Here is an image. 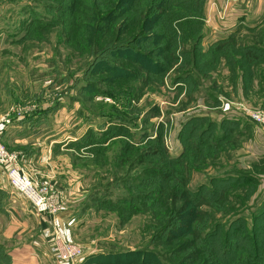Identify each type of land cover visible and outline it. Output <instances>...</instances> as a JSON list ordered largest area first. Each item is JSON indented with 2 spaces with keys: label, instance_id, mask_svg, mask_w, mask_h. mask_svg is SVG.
<instances>
[{
  "label": "rangeland",
  "instance_id": "1",
  "mask_svg": "<svg viewBox=\"0 0 264 264\" xmlns=\"http://www.w3.org/2000/svg\"><path fill=\"white\" fill-rule=\"evenodd\" d=\"M173 1L0 0V132L37 123L23 143L2 134L8 168L60 207L38 214L0 166V264H60L57 233L83 249L77 264L264 254V122L251 117L264 115V4L230 5L256 10L253 25L207 42L211 2Z\"/></svg>",
  "mask_w": 264,
  "mask_h": 264
},
{
  "label": "built area",
  "instance_id": "2",
  "mask_svg": "<svg viewBox=\"0 0 264 264\" xmlns=\"http://www.w3.org/2000/svg\"><path fill=\"white\" fill-rule=\"evenodd\" d=\"M225 1V6L221 12L224 16L223 18H225L229 6L236 4L239 0ZM250 113L251 110L248 109L246 111V114ZM251 115L254 121L264 122V115H261L259 113H251ZM1 137L2 134L0 132V166L7 167L11 187H13L17 192L24 195L38 214L43 216L57 215L60 212V207L58 206L55 199L46 196L47 189L45 187H42L41 192L35 191L32 187L31 180L25 174L21 175L13 168H8V166H10L13 161L16 160V157L8 152L2 142ZM56 239L57 241L55 242L54 247H51V252L60 264H77L79 260H82L85 257L82 248L63 239L60 233L56 234Z\"/></svg>",
  "mask_w": 264,
  "mask_h": 264
},
{
  "label": "crops",
  "instance_id": "3",
  "mask_svg": "<svg viewBox=\"0 0 264 264\" xmlns=\"http://www.w3.org/2000/svg\"><path fill=\"white\" fill-rule=\"evenodd\" d=\"M211 3V5L209 6V8H206V21L209 20L212 21L211 24L209 23L208 27V32L206 33L205 40L207 42H212V41H217V40H225L228 39V36H230L231 34L238 32L239 30V26L241 24H252V22H254L255 19V12H257L254 9L248 8L245 5H242L241 7L238 8H232V6L229 7L227 14L229 13V11L231 9H234V11L231 12V14L229 15L230 17H228L225 21H220L218 20V15L219 13H221V11L223 10L224 6H225V0H209ZM259 4L258 6L260 7L262 4H264V0H258ZM258 10V9H257ZM257 17V16H256ZM241 22V23H240ZM253 25V24H252ZM243 29V27H242ZM250 29V28H248ZM212 32V36L209 35V33ZM24 118L21 117V120H23ZM21 120H19L20 124H17L18 127L14 128L11 130V127L9 128H5L3 129L2 134L4 133V140L7 142H20L23 143L26 139H31V137L29 138V135H27V133L24 132L25 129H31V131H35L37 128L35 127V123L36 120H29L28 121H23L20 122ZM53 119H49L44 123H48V125L46 127H52V123L55 126L54 129L62 126L59 125L53 121H51ZM26 122V123H25ZM239 123V122H238ZM250 124L246 123L245 125L243 123L240 122V126H243L245 128V130H249L250 129ZM40 127H42L41 125H39ZM71 128V127H69ZM78 129V128H77ZM71 130V129H70ZM72 131V130H71ZM76 134V138H78V132L79 131H75ZM69 140L68 142L71 143L73 142V139L71 137H68ZM55 222H58V220L56 221V219L54 218ZM53 220V221H54ZM45 223V222H44ZM46 225H48L47 223H45Z\"/></svg>",
  "mask_w": 264,
  "mask_h": 264
},
{
  "label": "trees",
  "instance_id": "4",
  "mask_svg": "<svg viewBox=\"0 0 264 264\" xmlns=\"http://www.w3.org/2000/svg\"><path fill=\"white\" fill-rule=\"evenodd\" d=\"M160 4V3H159ZM194 4V1L193 0H174L173 2H172V7H175V8H181V7H184V6H189V5H193ZM150 8H151V6H150ZM98 19H100V18H98L97 16H96V14H94L93 15V19H90V21L91 22H93V21H95V20H98ZM98 22H101L100 20H98ZM97 25H98V23H97ZM99 26V25H98ZM98 26H97V30H96V32L98 31V41H95L94 42V45L95 46H97L98 47V49H103L105 46H108L110 43H109V41L107 42V41H104L105 39H106V37L104 36L105 34V30H103V28H100V26H99V29H98ZM100 41H102V42H100ZM107 42V44L106 45H104L105 43ZM103 45H104V47H103ZM124 45H126V42H121V48H122V46H124ZM123 49V48H122ZM127 49H129L128 47L127 48H125L124 50H127ZM150 63H152V62H150ZM135 79V78H134ZM240 123V122H239ZM238 122H233V123H228V124H230V128H228V129H230L232 132L234 131V130H237L238 129V127H239V124ZM232 124V125H231ZM177 214H180L179 212L177 213ZM179 218V217H178ZM187 223V222H186ZM257 226L258 225H256V228L255 229H257ZM251 229H254V226H253V228L251 227ZM235 230L236 231H239V230H242V232H245L244 234L247 236L246 237V239L247 240H249L251 243H253V245H256V237H254V236H256V233H254V232H250L249 230H250V228H246L244 225H241V226H239V227H235ZM215 233V232H214ZM220 233V232H219ZM211 236H214L215 238L216 237H218V233H215V234H210ZM229 235H230V233L229 232H227L226 233V235H222L223 237H224V239H225V241H226V237H229ZM233 234H231V236H232ZM175 238V237H174ZM173 238V236L170 238V239H174ZM234 239H236L237 238V235H235L234 237H233ZM243 237H241L240 239H242ZM206 240V239H205ZM211 242H212V239H209L208 240V242H206V241H203V239H202V246L204 245L205 247H206V249H207V247H210L211 245H213V244H211ZM220 242H221V239H220ZM230 242V241H229ZM227 243V242H226ZM228 244V243H227ZM218 245V244H217ZM203 246V247H204ZM213 247H217V246H215V245H213ZM213 247H212V249H213ZM254 248L256 249V246H254ZM144 254H151V252H143ZM205 254H208V253H205ZM101 255V254H100ZM107 255V254H106ZM105 256V255H104ZM109 256V255H108ZM219 256V257H218ZM99 257H101V256H99V255H96V256H92V257H86V259H85V262L86 261H92V262H96L95 260H97ZM217 257V264H231L232 262L233 263H237V262H240L242 259H247L246 257H244V256H241V255H235L234 257H232V255L230 254V253H225L224 255H220L219 253H218V255L216 256ZM206 259H213L212 257L211 258H207V257H202V260H205V261H207ZM247 262V261H246ZM252 262V264H262V262L264 263V254L262 255V254H255V256H254V259L253 260H251L250 261V259H249V264ZM98 263V262H97ZM232 263V264H233ZM245 263V262H244ZM243 263V264H244Z\"/></svg>",
  "mask_w": 264,
  "mask_h": 264
}]
</instances>
